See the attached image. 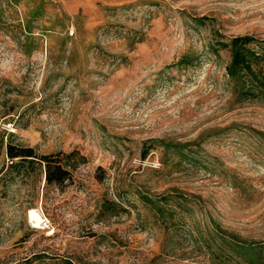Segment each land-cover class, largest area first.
<instances>
[{"label":"rangeland","instance_id":"1","mask_svg":"<svg viewBox=\"0 0 264 264\" xmlns=\"http://www.w3.org/2000/svg\"><path fill=\"white\" fill-rule=\"evenodd\" d=\"M240 36L264 67V0H0V264H264Z\"/></svg>","mask_w":264,"mask_h":264},{"label":"trees","instance_id":"2","mask_svg":"<svg viewBox=\"0 0 264 264\" xmlns=\"http://www.w3.org/2000/svg\"><path fill=\"white\" fill-rule=\"evenodd\" d=\"M259 42L252 36H240L233 38L230 43L221 44L223 48H228L231 53V63L227 68L228 75L231 80L236 82L239 88V96L247 100H264V67H262L261 63L263 58L255 48L251 47ZM189 58H184V61L190 62ZM8 156L13 161L16 158H22V161H30L29 163H33L34 159L46 162V180L48 183L53 181L61 183L65 180V176L69 174L63 165H52L55 162L52 158L48 156L39 158L31 148L15 150L10 147ZM52 169L59 173L58 178L52 177Z\"/></svg>","mask_w":264,"mask_h":264},{"label":"bare ground","instance_id":"3","mask_svg":"<svg viewBox=\"0 0 264 264\" xmlns=\"http://www.w3.org/2000/svg\"><path fill=\"white\" fill-rule=\"evenodd\" d=\"M30 219H31L32 222H34V224L37 227H39V225L42 224V222H43L42 217L36 211H31V213H30Z\"/></svg>","mask_w":264,"mask_h":264},{"label":"built area","instance_id":"4","mask_svg":"<svg viewBox=\"0 0 264 264\" xmlns=\"http://www.w3.org/2000/svg\"><path fill=\"white\" fill-rule=\"evenodd\" d=\"M59 1H65V0H59Z\"/></svg>","mask_w":264,"mask_h":264}]
</instances>
